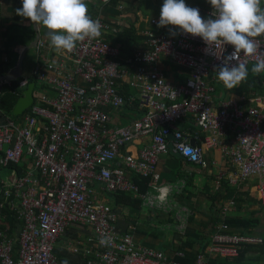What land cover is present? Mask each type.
Segmentation results:
<instances>
[{
	"label": "built area",
	"instance_id": "2783aa9c",
	"mask_svg": "<svg viewBox=\"0 0 264 264\" xmlns=\"http://www.w3.org/2000/svg\"><path fill=\"white\" fill-rule=\"evenodd\" d=\"M202 10L208 15L204 19L214 18L211 5ZM159 18L150 17L142 32L146 47L124 57L117 45L103 39L110 26L97 16L94 19L103 26L101 36L78 42L72 53L57 52L48 37H39L35 48L39 62L31 76L47 84L52 94L36 95L19 119L0 117V166H21L8 180H0L1 207L8 205L21 220L16 238L9 233L10 223L0 228V264H59L54 243L74 224L91 229L83 246L73 249L87 256V264H164L162 253L135 245L130 233L117 232L116 213L100 199L95 186L104 194L137 191L127 170L156 183L157 163L169 151L170 134L172 152L206 167L203 146L191 144L197 134L174 126L187 115L204 133L203 145L219 146L242 179H257L256 190L264 204V114L258 105L244 106L235 99L216 106L210 83L216 66L234 47H210L176 26L157 27ZM254 39L257 55L241 52L236 57L247 67L257 56L264 57V34ZM3 58L8 61L7 56ZM164 58L185 71L183 83L166 81L159 67ZM27 79L23 75L21 87ZM118 82L136 90L144 108L128 123L115 120L108 110L125 103ZM230 127L235 145L224 140ZM144 136L149 140L136 155L122 153L133 139ZM189 148L193 151L187 152ZM118 160L122 167L115 164ZM104 236L110 237L108 245L100 243ZM252 242L260 239L216 233L208 252L232 257ZM193 264L208 261L199 254Z\"/></svg>",
	"mask_w": 264,
	"mask_h": 264
},
{
	"label": "crops",
	"instance_id": "0c3cea01",
	"mask_svg": "<svg viewBox=\"0 0 264 264\" xmlns=\"http://www.w3.org/2000/svg\"><path fill=\"white\" fill-rule=\"evenodd\" d=\"M126 1L108 0L98 3L99 6L102 3H111L104 10L103 5H101L97 17L103 18L104 21L113 22V27L109 25L111 31L105 32L104 35L111 32L114 36L111 44L114 45H118L116 40H118L124 25L134 23L138 32L142 34L143 30L148 28L150 17H160V14H153L145 18L140 13L137 0ZM185 3L190 4L188 5L190 7L198 8L203 13L201 15L203 18L208 16L202 10L209 7L208 0H185ZM192 3L194 4L192 5ZM21 7V0H0V24H3L4 28L12 26L17 18L15 10ZM37 28L41 37H48L45 26L37 24ZM42 29L46 32L45 34H42ZM23 47L25 45H15L13 50L20 54ZM252 66L253 64L248 66L247 79L235 87L238 90L227 89L217 79V73L213 75L214 81H210V83L215 88L213 98L216 106L220 105V101L235 99L244 106L258 105L264 114V72L253 74L251 72ZM159 67L169 84L183 83L187 77L183 69L173 66L165 58L161 60ZM250 81H255L258 88L245 85ZM131 91L135 98H139V106H134L131 110L118 108L111 111L108 109L109 113L113 114L114 119L121 123H128L143 113L139 93L134 89ZM35 93L38 95L41 92L35 91ZM256 97L261 99L260 102L257 103ZM134 111L138 112L137 116L133 115ZM174 126L190 133L191 130L196 132L200 130L191 115L179 120ZM196 132H192L191 135H195ZM148 140V136L135 138L126 146V149L124 147L122 153L128 152L136 155ZM192 140L194 143L203 146L206 167L190 163L184 158L175 157L169 150L158 160L157 173L159 176L157 182L147 179V188L143 192H139L137 188V191L122 192L125 193V196L113 198L111 194L102 193L99 185L95 186L100 192V199L106 202L116 213L117 232L130 233L135 245L162 253L165 256L164 264H171V261L175 263L172 260L173 254L182 255L181 252L176 251H179L178 248L185 241L193 243L195 251L202 243H207L205 253L202 254L206 256L208 261L209 257L218 255L208 252V248L212 244V237L216 233L258 238L260 239L259 243L264 237V204L260 201L256 190L257 179H242L238 167L230 157L223 154L219 146L206 147L201 142L202 139L198 143L195 141L196 139ZM224 140L229 145L236 144L234 130L231 127L228 129V134ZM171 160L176 161V163ZM115 164L123 166L120 160ZM173 165L178 169H175V181L171 182L172 179L168 181L166 177L172 176L173 170L170 167ZM126 175L132 182V173L129 172ZM169 186L171 187L169 188ZM127 196L139 200V203L129 204ZM230 218L241 222L248 221L250 224L248 227L225 225V220ZM90 233V227L79 224L66 228L53 246V253L59 264L65 260L68 264H87V256L82 251L74 252L73 249L83 246ZM245 245L241 248H244ZM256 259V252L249 251L246 264H253V262L258 264Z\"/></svg>",
	"mask_w": 264,
	"mask_h": 264
},
{
	"label": "clouds",
	"instance_id": "9594fccd",
	"mask_svg": "<svg viewBox=\"0 0 264 264\" xmlns=\"http://www.w3.org/2000/svg\"><path fill=\"white\" fill-rule=\"evenodd\" d=\"M208 2L214 10V18L204 19L200 10L188 6L185 0H163L157 27L176 26L183 33L202 38L210 47L232 45L234 52L224 57L215 71L217 79L227 89H233L249 74L246 63L236 59L237 54L257 55L258 44L254 38L264 34V8L261 7V0ZM15 11L16 15L45 26L50 45L57 52L72 53L78 42L91 41L102 34L103 26L89 15L86 0H22V7ZM170 34L177 33L170 30ZM234 60L235 64L232 63ZM251 72H264V57L257 56ZM190 151L193 149L187 150ZM100 243L108 245L110 237H102ZM61 264L68 262L65 260Z\"/></svg>",
	"mask_w": 264,
	"mask_h": 264
},
{
	"label": "trees",
	"instance_id": "16d2710c",
	"mask_svg": "<svg viewBox=\"0 0 264 264\" xmlns=\"http://www.w3.org/2000/svg\"><path fill=\"white\" fill-rule=\"evenodd\" d=\"M22 1V0H21ZM115 1V0H111ZM101 1L95 0V2L86 1L88 5V11L89 15L94 19L99 13V4ZM261 7L264 8V0H261ZM201 15L203 13L200 12ZM16 22L12 26H6L3 27V24H0V77L6 75L8 72H10L16 65L17 60L19 58V53L14 52L13 48L15 45H27L34 37L35 31L33 28V24L30 20L27 18H23L21 16L17 15V18L15 19ZM107 23H109L110 26H114L113 22L106 20ZM111 31V29H109ZM114 36L111 34V32H108V34H103V39L109 43H112L111 40H114ZM145 36L138 32L136 26L134 23H128L127 25L123 26L122 32L118 37V40H116V43H118L117 47L120 49L121 56H127L131 55L135 50L144 49L146 47V44L144 43ZM114 45V44H113ZM116 45V44H115ZM4 56L8 57V61H4ZM35 66L38 65L39 62L37 53L35 52ZM34 66V67H35ZM217 75V74H216ZM27 85L23 88L21 87V82L23 81V77L20 78L17 81L11 82V84H1V92H0V117H10L12 119H18L22 117L24 114H13V110L15 105L17 104L18 100L23 96L25 88L30 83H34V99H36V93L38 92H44L48 94H52L51 89L48 88V85L44 82L38 81L34 76L27 77ZM261 81V80H260ZM247 86H253L255 88H258L256 86L255 81H250L249 83L245 84ZM118 92L124 99V105L121 107L123 109H133L134 106H139V98H135L134 93H132V89L125 85L122 82H118L117 84ZM133 98V100H131ZM29 109L25 111L27 113ZM144 112V108H143ZM192 132H196L191 130ZM195 134H197L198 139L195 141L198 143L203 138V133L201 131H197ZM117 162V161H116ZM117 165V164H116ZM4 168L0 166V169ZM21 166L17 165H10L7 167V169L13 171L14 169L20 170ZM132 173V182L137 185V188L139 189V192H143L147 188V182L148 178L140 177L136 174H134L131 171L127 170L128 173ZM1 174V170H0ZM0 180H2V177L0 175ZM109 195L108 193H106ZM113 195V198H119L121 196H125V193L118 192V193H111ZM128 197V203L131 205H134L135 203H139V200L131 199ZM3 201V198L0 197V228H4L7 223H10V230L9 233L13 238H16L18 229H19V220L15 213L11 211L8 207V205H5L3 208L1 207V202ZM225 225L233 226V225H239L242 227H248L250 222H241L240 220H236L233 218L226 219ZM207 244V243H206ZM206 244L202 243L198 249H193V243L185 241L178 249L181 252L182 255L173 254L172 260L175 263L178 264H193L197 255L205 253ZM208 245V244H207ZM18 246V242H15V249ZM249 251H255L257 254L256 262L258 264H264V237L262 238L261 243H248L244 246V248L239 249V255L236 257H221L219 255L215 257H209L208 258V264H246L247 263V253ZM171 264L173 262L171 261ZM254 264V262H253Z\"/></svg>",
	"mask_w": 264,
	"mask_h": 264
},
{
	"label": "water",
	"instance_id": "95a60500",
	"mask_svg": "<svg viewBox=\"0 0 264 264\" xmlns=\"http://www.w3.org/2000/svg\"><path fill=\"white\" fill-rule=\"evenodd\" d=\"M33 28L35 31L33 39L23 47L22 51L19 54V58L17 60V63L15 67L8 72L6 75L0 77V92H1V84H3L4 81L7 82H14L19 80L20 78L23 77V60L26 55V53L31 50L36 48L37 41L40 37V33L37 28L36 23H32ZM33 89H34V83L28 84V86L24 90L23 96L18 100L17 104L14 107L13 114L19 115L24 113V111L32 104L33 99H34V94H33ZM170 141L168 142V147L170 150V153L173 154L175 157H180L183 158L179 152H172V145H171V140L173 139L172 135H169ZM193 140L191 141V144H193Z\"/></svg>",
	"mask_w": 264,
	"mask_h": 264
},
{
	"label": "rangeland",
	"instance_id": "374dc122",
	"mask_svg": "<svg viewBox=\"0 0 264 264\" xmlns=\"http://www.w3.org/2000/svg\"><path fill=\"white\" fill-rule=\"evenodd\" d=\"M90 1V0H88ZM138 1V6L139 7V10H140V13L142 14V16H144L145 18H148L150 17L151 15L153 14H160V9L162 7V4H163V0H137ZM90 2H93V0H91ZM123 2H127L126 0H123ZM196 3V2H194ZM192 3V5L194 4ZM111 4V3H110ZM109 3H105V4H100V7L101 5H103V10L110 5ZM187 5H190V4H187ZM113 8V6H111ZM103 15H105L103 13ZM46 32H48V30L45 28ZM42 34H45L46 32L42 29L41 30ZM40 33V32H39ZM41 35V33H40ZM35 49H31L29 50L27 53H26V56H25V59L23 61V75L25 77H29L31 76L32 72H33V69H34V66H35ZM234 89H237L238 88H234ZM138 94V93H137ZM139 96V94H138ZM138 98V97H137ZM134 116H137L138 115V112L137 111H134ZM161 158V157H160ZM172 162L176 163V161H173L171 160ZM171 170H173V173H172V176H169V177H166L168 179V181H170L171 179V182H174V175L176 173V170L175 169H178L176 168V166H172L170 167ZM1 177L2 179H9L11 176H12V171L7 169V168H1Z\"/></svg>",
	"mask_w": 264,
	"mask_h": 264
}]
</instances>
